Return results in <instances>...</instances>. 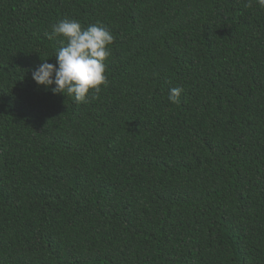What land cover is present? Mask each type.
I'll return each instance as SVG.
<instances>
[{"label":"trees","instance_id":"trees-1","mask_svg":"<svg viewBox=\"0 0 264 264\" xmlns=\"http://www.w3.org/2000/svg\"><path fill=\"white\" fill-rule=\"evenodd\" d=\"M248 3L0 0V264H264V9ZM65 18L114 36L86 104L32 79Z\"/></svg>","mask_w":264,"mask_h":264},{"label":"clouds","instance_id":"clouds-1","mask_svg":"<svg viewBox=\"0 0 264 264\" xmlns=\"http://www.w3.org/2000/svg\"><path fill=\"white\" fill-rule=\"evenodd\" d=\"M255 3L264 9V0H255ZM251 6L252 0H249L248 7ZM51 27L49 38L62 37L64 46L55 53L56 64L44 60L32 71L33 81L50 88L53 94L71 97L77 104L98 98L102 86L108 84L105 61L111 55L113 34L98 25L82 28L79 21L67 18ZM182 92L180 87L170 89L168 100L178 102Z\"/></svg>","mask_w":264,"mask_h":264}]
</instances>
